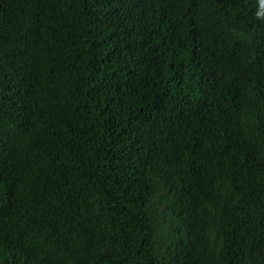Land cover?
Segmentation results:
<instances>
[{"label":"trees","instance_id":"1","mask_svg":"<svg viewBox=\"0 0 264 264\" xmlns=\"http://www.w3.org/2000/svg\"><path fill=\"white\" fill-rule=\"evenodd\" d=\"M0 264H264V0H0Z\"/></svg>","mask_w":264,"mask_h":264}]
</instances>
